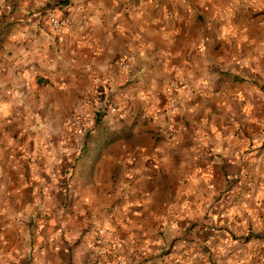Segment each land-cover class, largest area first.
Here are the masks:
<instances>
[{
	"label": "crops",
	"instance_id": "0c3cea01",
	"mask_svg": "<svg viewBox=\"0 0 264 264\" xmlns=\"http://www.w3.org/2000/svg\"><path fill=\"white\" fill-rule=\"evenodd\" d=\"M100 263L264 264V0H0V264Z\"/></svg>",
	"mask_w": 264,
	"mask_h": 264
},
{
	"label": "built area",
	"instance_id": "2783aa9c",
	"mask_svg": "<svg viewBox=\"0 0 264 264\" xmlns=\"http://www.w3.org/2000/svg\"><path fill=\"white\" fill-rule=\"evenodd\" d=\"M68 19L67 17L62 16H56L55 14H51L48 17V24L51 29V31L54 33L56 39L58 42H60V33L62 31V28L67 24ZM127 68V63L125 60L121 59L117 61V75L119 77H123ZM177 89L176 84H172L169 87V93L171 94L169 98L167 99V106L168 110L171 113H174L177 109L176 99L172 95ZM94 93H87L84 92L82 96L80 97L78 104L76 108L65 118L63 122V131L65 133L60 136L61 140L57 144V151L62 152L63 151V143L67 142L68 136L74 133H81L90 126L92 123H94L95 117L93 115V110L95 107V99H93ZM96 96V93H95ZM118 99L120 101L125 100V96L122 93L118 94ZM101 103H105L106 108L110 114H114L117 111V104L112 103L108 99H103ZM68 135V136H67ZM48 143H51V140L48 141ZM112 237L110 234V231L104 230L101 228H98L95 230V243L102 247L109 245L112 242ZM92 262L97 263L96 259L93 257ZM100 264H108V263H100Z\"/></svg>",
	"mask_w": 264,
	"mask_h": 264
}]
</instances>
